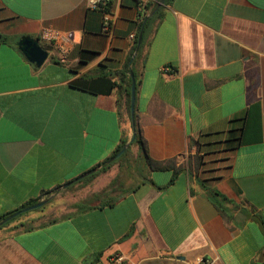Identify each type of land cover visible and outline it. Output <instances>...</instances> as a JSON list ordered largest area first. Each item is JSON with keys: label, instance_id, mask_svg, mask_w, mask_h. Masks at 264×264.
Here are the masks:
<instances>
[{"label": "crops", "instance_id": "0c3cea01", "mask_svg": "<svg viewBox=\"0 0 264 264\" xmlns=\"http://www.w3.org/2000/svg\"><path fill=\"white\" fill-rule=\"evenodd\" d=\"M109 6L104 31L86 0H0V215L48 199L0 229V264H117L115 254L121 264H264V0H168L157 16L136 0ZM45 27L67 36V64L41 39ZM24 38L47 52L40 66ZM81 50L94 54L85 65ZM101 67L120 72L121 91L71 85ZM131 71L145 151L175 159L178 172L170 181L172 168H144L149 181L109 188L119 162L99 170L122 133L135 157L142 152L130 143ZM196 153L203 160L188 171L182 161ZM92 168L90 180L73 181ZM207 190L232 201L223 203L229 217ZM19 222L35 227L14 229Z\"/></svg>", "mask_w": 264, "mask_h": 264}, {"label": "trees", "instance_id": "16d2710c", "mask_svg": "<svg viewBox=\"0 0 264 264\" xmlns=\"http://www.w3.org/2000/svg\"><path fill=\"white\" fill-rule=\"evenodd\" d=\"M158 0H154L150 3H147L146 5V8H151L153 6H155L156 2ZM164 2H168V0H165ZM160 14V9L156 11V14L155 16L159 15ZM151 19V18H150ZM150 19H148L146 21V24L144 26V29L147 27V25L149 24L150 22ZM4 39V37L2 38ZM136 44H137V36L135 37V40H134V47H136ZM143 44H144V36L143 38L141 39V42L139 44V48H138V53L141 51L142 47H143ZM94 57V54L93 52H89V51H86V50H81L79 52V64L80 65H85L87 64L92 58ZM120 72L119 71H116V72H108L106 70L103 69V67L99 68L97 73L95 74H84V75H80L79 77L75 78L74 80H72L71 82V85L74 87V88H77V89H80V90H84V91H87V92H90V93H93V94H98V93H104V94H107L109 92L112 91V89L114 88H117L118 89V92L121 91V85L120 83H118L114 77L116 75H118ZM134 78H136L135 76V73H134ZM126 84L127 86L125 87V91H126V94H127V97H126V104H127V108H128V111H129V107H130V85H131V78H127V81H126ZM119 102V100H117ZM121 116V113L119 114ZM131 127H132V130L134 132V138L132 139V141L130 143H136L140 146L142 152L140 154H138L135 159L133 160V162L135 163V166L136 165H139L137 167L133 166L131 167V163H130V159H129V154L131 152V148L130 146H128L126 148V150L123 152V154L121 156H119L118 158L114 159L112 162L110 163H106L105 161L102 163V166L100 168L99 171H105L108 167H110L112 164L116 163V162H124L126 163V169L129 172V175L131 179H133L135 181V186L138 185L139 183H144L145 181H149L147 179V177L145 176L143 170L144 168L146 169H167V168H172L174 170V175L172 177V179L170 181H173L176 173L178 172V169L176 167H174V164H175V159H168V160H164V161H154V160H151L146 151H145V144H144V140L141 136V133H140V128L137 124V122L135 121H132L131 122ZM127 136L124 134V132L122 133V137L120 139V142L118 144V146L116 147V149L114 150V152L112 153V156H114L121 148L122 146L127 143ZM194 143L196 144H199L198 141H194ZM109 157V158H110ZM107 158V159H109ZM193 163L195 164V168L197 169L199 164L202 162V156L198 153H196L193 157ZM191 165L192 164H189V167L188 168V171L191 170ZM95 173H92L90 175H88L86 178H84L85 181H88L90 180L95 174ZM121 181V174H118L116 176V178L114 180L111 181L110 183V186H108L109 188L113 187V185H115V183L117 181ZM121 188V187H120ZM133 188H131L130 190H132ZM121 193L120 195H123V194H126L128 192V190L126 189H121ZM207 195H208V198L209 200L213 203V205L216 207V209L220 212V214H222L223 216L225 217H229L230 214L228 213L227 209L223 206V203L224 202H232L229 198H227L225 195L221 194L220 192H218L217 190H207ZM38 199L36 198H31L27 201H25L24 203H22L21 205H19L17 208L13 209V210H10V211H7L3 214L0 215V222L1 220H3L4 218H6L7 216H9L10 214L20 210L21 208H24L28 205H31L35 202H37ZM114 200L111 199V202L110 204H112ZM89 206L87 205H78V209L79 210H84L85 208H88ZM41 207L37 208V209H34V210H39ZM29 211H26V212H21L19 214H17L14 218H12L11 220H8V221H5L3 222L2 224H0V229L3 228V227H6L8 226L9 224L17 221L20 219L21 216L27 214ZM258 217H260V215H257ZM261 221V225H262V230H263V233H264V220H260ZM43 223H40L38 225H42ZM35 227V224L34 223H30V222H19L17 223L16 225L13 226L14 229H18V228H23L25 230H28V229H32Z\"/></svg>", "mask_w": 264, "mask_h": 264}, {"label": "water", "instance_id": "95a60500", "mask_svg": "<svg viewBox=\"0 0 264 264\" xmlns=\"http://www.w3.org/2000/svg\"><path fill=\"white\" fill-rule=\"evenodd\" d=\"M165 0H158L155 7L153 8V10L151 11L150 15L154 14V12L161 6L164 4ZM147 19V17L145 18V20ZM142 39V29L140 30L139 34H138V38H137V43L138 45L140 44ZM21 45H22V49L25 52L26 56L28 57V59L34 63L37 66H40L44 60L47 57V52L33 39L30 38H24L21 41ZM130 76H131V85H130V107H129V111H130V117L131 120L134 121V110H135V89H136V83H135V78H134V74L131 71L130 72ZM129 146V142L125 143L122 148L111 158H109L108 160H106L107 163L112 162L114 159L118 158L119 156H121L123 154V152L126 150V148ZM97 168H92L89 171L85 172L84 174L78 176L77 178H75L73 181H77L82 179L83 177L93 173L96 171ZM47 198H43L38 200L37 202L28 205L24 208H21L20 210L10 214L9 216H7L6 218H4L3 220H1L0 224H2L5 221L11 220L12 218H14L17 214L21 213V212H26V211H30V210H34L37 209L39 207H41L42 205H44L47 202Z\"/></svg>", "mask_w": 264, "mask_h": 264}, {"label": "built area", "instance_id": "2783aa9c", "mask_svg": "<svg viewBox=\"0 0 264 264\" xmlns=\"http://www.w3.org/2000/svg\"><path fill=\"white\" fill-rule=\"evenodd\" d=\"M87 6L90 9H97L102 12L103 15V30L109 31L111 29L110 24V10L109 0H86ZM148 0H136L137 9L141 12L146 9ZM42 40L50 43L56 50L57 60L63 64L68 62L69 46L67 36L51 27H45L40 32ZM163 71L168 70L167 67L162 68ZM110 260L114 263L121 264L126 260V256L123 254H115L111 256ZM202 258H198V262H201Z\"/></svg>", "mask_w": 264, "mask_h": 264}, {"label": "rangeland", "instance_id": "374dc122", "mask_svg": "<svg viewBox=\"0 0 264 264\" xmlns=\"http://www.w3.org/2000/svg\"><path fill=\"white\" fill-rule=\"evenodd\" d=\"M129 159L131 160L130 161V163H131V167H133V166H135V163L133 162V160L135 159V156H134V154L132 153V152H130V154H129ZM194 161H193V158L191 157V156H188V158L187 159H184L183 161H182V165H183V167H189V164H192L191 165V167L194 169V171L196 172L197 171V169L194 167L195 166V164L193 163ZM119 172H118V174H121V181L122 182H126L127 180L128 181H130L131 180V178H129L130 177V175H129V172L130 171H128L127 169H126V163H124V162H122V163H120L119 162ZM137 166H139V165H136L135 167H137ZM129 178V179H128ZM124 180V181H123ZM134 183H135V181H134ZM31 212H34L33 210H30Z\"/></svg>", "mask_w": 264, "mask_h": 264}]
</instances>
